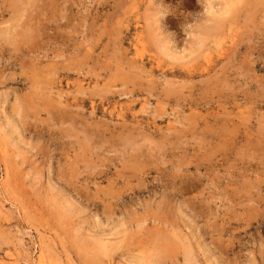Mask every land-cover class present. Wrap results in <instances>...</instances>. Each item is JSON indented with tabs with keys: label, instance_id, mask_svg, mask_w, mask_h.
Returning a JSON list of instances; mask_svg holds the SVG:
<instances>
[{
	"label": "rangeland",
	"instance_id": "obj_1",
	"mask_svg": "<svg viewBox=\"0 0 264 264\" xmlns=\"http://www.w3.org/2000/svg\"><path fill=\"white\" fill-rule=\"evenodd\" d=\"M20 2L0 0V264H264V0Z\"/></svg>",
	"mask_w": 264,
	"mask_h": 264
},
{
	"label": "bare ground",
	"instance_id": "obj_2",
	"mask_svg": "<svg viewBox=\"0 0 264 264\" xmlns=\"http://www.w3.org/2000/svg\"><path fill=\"white\" fill-rule=\"evenodd\" d=\"M9 1V0H8ZM23 0H21V2H22ZM31 1V0H30ZM12 2H13V4L14 5H17V3H18V5H19V2H20V0H12ZM20 2V3H21ZM28 2V1H27ZM29 3V2H28ZM50 3H52V2H50ZM227 3V2H226ZM21 4H23V2L21 3ZM26 3H24V5H25ZM33 4V3H32ZM228 4V3H227ZM17 5V6H18ZM27 5H30V4H26L25 6H27ZM36 6V5H35ZM39 6V5H38ZM224 6V5H223ZM223 6H222V8H223ZM41 7V6H40ZM225 7V6H224ZM21 8V7H20ZM30 8V7H29ZM29 8H25L24 10L22 9V13H25ZM2 9V8H1ZM224 9V8H223ZM223 11H225V10H223ZM232 11V10H231ZM228 12V11H227ZM28 13V12H27ZM230 13V12H229ZM237 13V12H236ZM26 14V13H25ZM25 14H24V16H25ZM221 14V13H220ZM233 15H235V14H233ZM26 17H27V15H26ZM29 17V16H28ZM221 17V16H220ZM20 18H21V16H20ZM25 18V17H24ZM26 19V18H25ZM34 19V18H33ZM33 19H31V21L30 22H33L34 20ZM33 20V21H32ZM26 22V21H25ZM24 22V23H25ZM42 22V21H41ZM220 22H222V21H220ZM231 22V21H230ZM229 22V23H230ZM21 23H23V21L21 22ZM226 23H228L227 21H226ZM27 24V23H26ZM33 24V23H32ZM24 25V24H23ZM23 25L22 26H19L18 24H17V27H15V28H13L12 30L14 31V33H13V35H11V37H12V40H14L15 38H17V40H19V41H22V42H28L29 40H32V38L31 37H29L28 35H30L31 34V32H32V30H31V28H33V27H23ZM28 25V24H27ZM13 27V26H12ZM228 27H231L230 25H228ZM35 28H37V27H35ZM34 29V28H33ZM227 29V28H226ZM42 30V29H41ZM45 31V30H44ZM4 32V31H3ZM34 32V31H33ZM33 35H34V33H33ZM36 35H37V33H36ZM42 35V34H41ZM8 37V36H7ZM10 37V38H11ZM33 37V36H32ZM34 38H37V37H34ZM9 39V38H8ZM8 39H7V41H8ZM9 40H11V39H9ZM16 40V39H15ZM132 40V39H131ZM38 42V41H37ZM29 43V42H28ZM4 44V43H3ZM6 44V43H5ZM17 45V44H16ZM27 45V44H26ZM31 48V47H30ZM33 48V47H32ZM13 49V48H12ZM16 49V48H15ZM24 49V48H23ZM26 51V50H25ZM27 52V51H26ZM127 53H128V51H127ZM74 55V54H73ZM126 55V54H125ZM127 55H129V54H127ZM57 57V56H56ZM126 57V56H125ZM127 57H129V56H127ZM138 58H139V56H138ZM207 59H208V57H207ZM119 60V59H118ZM133 60V59H132ZM138 60V59H137ZM208 60H210V59H208ZM27 61V60H26ZM140 61V60H139ZM129 62V61H128ZM127 62V63H128ZM136 62H138V61H136ZM141 62V61H140ZM148 62H150V61H148ZM130 63V62H129ZM209 63V62H208ZM135 64V63H134ZM143 64V63H142ZM38 65V64H37ZM133 65V64H132ZM138 65V64H137ZM141 65V64H140ZM139 65V66H140ZM149 65V64H148ZM21 66H22V64H21ZM40 66V65H39ZM123 66V65H122ZM129 66V65H128ZM143 66V65H142ZM130 67V66H129ZM151 67H152V63H151ZM209 67V66H208ZM208 67H206V68H208ZM133 68V67H132ZM137 68V67H136ZM141 68H144V67H141ZM32 69V68H31ZM131 69V68H130ZM138 69V68H137ZM145 69V68H144ZM150 69H152V68H150ZM46 70V69H45ZM143 70V69H142ZM188 70V69H187ZM187 70H185V71H187ZM136 71V70H135ZM139 71V70H138ZM144 71H146V70H144ZM148 71V70H147ZM149 71H151V70H149ZM194 71H196V69L194 70ZM205 71V70H204ZM29 72V71H28ZM43 72V71H42ZM47 72V71H46ZM55 72V71H54ZM143 72V71H142ZM197 72V71H196ZM37 73V72H36ZM57 73V72H56ZM68 73V72H67ZM150 73V72H149ZM152 73V72H151ZM188 73H191V71L190 72H188ZM188 73H187V75H188ZM208 73V72H207ZM30 74V73H29ZM55 74V73H54ZM142 74V73H141ZM145 74V73H144ZM195 74V73H194ZM36 75V74H35ZM39 75V74H38ZM58 75V74H57ZM27 76V75H26ZM29 76V75H28ZM27 76V77H28ZM43 76V75H42ZM41 76V77H42ZM51 76V75H50ZM71 76V75H70ZM151 76V75H150ZM165 76V75H164ZM189 76V75H188ZM32 77V76H31ZM34 77H36V76H34ZM44 77V76H43ZM67 77V76H66ZM180 77V76H179ZM178 77V78H179ZM184 77V76H183ZM69 78V77H68ZM186 78V77H185ZM35 79V78H34ZM43 79V78H42ZM52 79V78H51ZM41 81V80H40ZM42 82H44V81H42ZM46 82V81H45ZM53 82V81H52ZM65 82V81H64ZM74 82V81H73ZM59 83V82H58ZM77 83V82H76ZM49 84V83H48ZM171 84H172V82H171ZM39 85V84H38ZM43 85H44V83H43ZM55 85V84H54ZM78 85V84H77ZM77 85H75V88H76V86ZM80 85V84H79ZM98 85V84H97ZM176 85V84H175ZM45 87V86H44ZM115 87V86H114ZM46 88V87H45ZM70 88V87H69ZM99 88V87H98ZM116 88V87H115ZM74 89V88H73ZM95 89V88H94ZM97 89V88H96ZM102 89V88H101ZM116 89H119V88H116ZM177 89H179V88H177ZM64 90L65 89H63V92H64ZM91 89H89L88 91H90ZM109 90V89H108ZM107 90V91H108ZM47 91V90H46ZM67 91V90H66ZM76 91V90H75ZM73 92V93H77V92ZM77 91H79L80 92V90H77ZM86 91H87V89H86ZM85 90H84V92H86ZM50 92V91H49ZM62 92V93H63ZM71 92V91H70ZM83 92V93H84ZM105 92V91H104ZM172 92V91H171ZM56 93V92H55ZM66 93V92H65ZM80 93H82V92H80ZM165 93L167 94V91H165ZM52 94H53V92H52ZM59 94V93H58ZM67 94V93H66ZM72 94V93H71ZM180 94V93H179ZM63 95H64V93H63ZM82 95V94H81ZM170 95V94H169ZM175 95V94H174ZM173 95V96H174ZM70 96V95H69ZM78 96V95H77ZM166 96V95H165ZM172 96V95H171ZM72 97V96H71ZM120 97V96H119ZM61 100H63V99H61ZM70 100H71V98H70ZM63 102V101H62ZM80 102V101H79ZM65 104V103H64ZM74 104V103H73ZM76 104V103H75ZM74 104V105H75ZM76 106H77V104H76ZM82 106V105H81ZM119 106H121V105H119ZM129 106V105H128ZM80 107V106H79ZM117 107V106H116ZM143 107H145V108H147L145 105L143 106ZM68 108V107H67ZM71 108V107H70ZM81 108V107H80ZM127 108V107H126ZM133 108V107H132ZM68 110H69V108H68ZM91 110V109H90ZM113 110H114V106H113ZM145 110V109H144ZM162 110H163V107H162ZM62 111V110H61ZM115 111V110H114ZM113 111V112H114ZM118 111H119V109H118ZM142 111V110H141ZM155 111V110H154ZM108 112V111H107ZM120 112V111H119ZM128 112H130V109H129V111ZM143 113H144V111H142ZM142 112H140V113H142ZM91 113V112H90ZM111 113V112H110ZM123 113V112H122ZM126 113V112H125ZM132 113V112H131ZM139 113V112H138ZM146 113V112H145ZM155 113V112H154ZM159 113V112H158ZM163 113H165L164 112V110H163ZM193 113V112H192ZM191 113V114H192ZM92 114V113H91ZM134 114V113H133ZM157 114V113H156ZM162 114V113H161ZM166 114V113H165ZM108 115V114H107ZM116 115V114H115ZM129 115V114H128ZM131 115V114H130ZM164 115V114H163ZM249 116V115H248ZM247 116V117H248ZM14 117V116H13ZM135 117V116H134ZM110 118V117H109ZM126 118H127V116H126ZM138 119V118H137ZM20 120V119H19ZM120 120V119H119ZM127 120V119H126ZM195 120V119H194ZM23 121V120H22ZM64 121V120H63ZM73 121H75V120H73ZM114 121V120H113ZM112 121V122H113ZM148 122V121H147ZM119 123V122H118ZM117 123V124H118ZM122 123H124V122H122ZM116 124V125H117ZM124 124H126V123H124ZM131 124V123H130ZM151 125V124H150ZM154 125V124H153ZM136 125H134L133 127H135ZM139 126V125H138ZM143 126V125H142ZM148 127V126H147ZM153 127V126H152ZM158 127V126H157ZM169 127V126H168ZM109 129V128H108ZM107 129V130H108ZM155 129V128H154ZM95 130V129H94ZM105 130V129H104ZM131 130V129H130ZM129 130V132L128 133H130L131 131ZM167 130V129H166ZM165 130V131H166ZM136 131V130H135ZM162 131V130H161ZM117 132V131H116ZM126 132V131H125ZM133 132V131H132ZM143 132V131H142ZM164 132V131H163ZM125 134V133H124ZM132 135V134H131ZM144 135V134H143ZM135 136V135H134ZM147 136V135H146ZM130 137H132V136H130ZM137 137V136H136ZM134 138V137H133ZM141 139V138H140ZM134 140V139H133ZM137 141H139V140H137ZM144 152V151H143ZM179 178V177H178ZM181 178V177H180ZM174 179V178H173ZM187 179V178H186ZM156 233H157V231H156ZM172 234V233H171ZM155 235V234H154ZM169 235V234H168ZM168 237V236H167ZM41 256V255H40ZM43 259V258H42ZM40 264H45V262H43L42 260L40 261Z\"/></svg>",
	"mask_w": 264,
	"mask_h": 264
}]
</instances>
